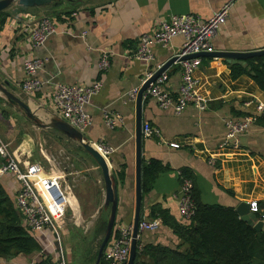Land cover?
I'll list each match as a JSON object with an SVG mask.
<instances>
[{
    "label": "crops",
    "instance_id": "1",
    "mask_svg": "<svg viewBox=\"0 0 264 264\" xmlns=\"http://www.w3.org/2000/svg\"><path fill=\"white\" fill-rule=\"evenodd\" d=\"M225 1L85 0L83 5L71 7L63 0L52 7H9L4 11L7 16L0 26V83H7L6 88L28 106L37 124L0 99V138L7 145L9 156L21 166L26 163L38 165L45 176H50L43 167L48 158L40 142L31 140L27 129L20 132L19 125L26 128L30 125L39 132L49 133L58 144L69 140L51 128L39 127L50 125L52 121L63 122L50 100L53 85L100 83V90L84 107L89 125L83 136L90 143L102 141L113 149L107 163L113 172L123 175L121 180L114 179L117 195L115 225L132 224L135 110L134 103L123 96L140 87L148 71L162 67L172 58L183 40L176 37L165 48L152 46L153 60L148 65L132 59L130 54L136 48L138 37L149 34L160 21L171 15H192L206 21ZM25 14L47 16L54 21V34L42 47H32L24 35L21 24ZM81 33H84L83 37ZM261 50H264V0H235L224 24L210 40L208 52ZM102 52H106L109 59L105 72L97 70ZM36 58L44 60L37 73L43 84L39 93L26 96L17 88L23 80L22 63ZM229 66L222 58L199 57L194 77L198 81L197 92L206 103L202 111L188 106L176 116L170 111L159 110L150 99H141L140 123L157 129L159 137L143 139L140 136V160L156 159L168 165L170 170L158 174L150 191L140 197L139 220L148 219L149 206L158 204L178 221L176 172L181 168L191 171L202 204L234 209L239 203H255L257 215L264 216V127L252 124L238 137L237 149H218L224 136L223 119L237 118L238 114L251 115L255 102L264 104V95L248 79H230ZM164 71L167 75L165 90L174 96L180 80L178 66L172 63ZM104 110L118 115L122 124L111 130L104 128L101 119ZM210 158L214 164L209 162ZM0 187L12 201L17 184L11 174L0 176ZM96 187L98 208L102 206L103 185ZM36 189L39 193L42 191L40 185ZM69 200L75 209L74 201ZM33 237L42 250V238ZM138 243L168 248L179 244L171 231L161 225L153 232L142 233ZM43 255L50 258L51 252L46 250ZM14 258L7 264H32L38 253Z\"/></svg>",
    "mask_w": 264,
    "mask_h": 264
},
{
    "label": "built area",
    "instance_id": "2",
    "mask_svg": "<svg viewBox=\"0 0 264 264\" xmlns=\"http://www.w3.org/2000/svg\"><path fill=\"white\" fill-rule=\"evenodd\" d=\"M235 0H226L221 7L206 21H200L192 15L175 16L160 21L149 33L140 35L134 52L130 57L134 60L145 62L147 65L153 60L152 46L167 47L172 39L181 37L183 42L173 57L179 69V85L174 96L165 90L167 75L161 72L145 88L141 99H150L156 107L162 111H170L173 115H179L186 107L190 106L197 111L205 109V100L197 92L198 81L194 72L199 63L198 57L186 58L191 55L209 51L210 40L216 35L227 17L228 11ZM24 35L34 48L42 47L47 39L54 34V21L47 16L35 17L25 14L21 24ZM81 37L84 33H81ZM43 59H30L22 63L23 80L18 83L20 93L31 96L40 92L42 82L37 76L43 65ZM109 67V59L106 52H102L97 63V70L105 72ZM161 67L148 71L141 85L150 79ZM140 87H135L123 96L126 101L134 103ZM100 90V83L95 82L89 86H66L56 83L52 87L50 100L52 101L57 116L69 127L84 135L89 125V119L84 113V107L90 99ZM257 115H264V104L255 102L253 114L243 117L226 118L222 120L224 136L218 149H237L238 137L246 132L255 123ZM102 125L106 129H113L122 124V119L108 111H102ZM140 136L143 139L159 137L157 129L144 123L140 126ZM97 153L107 161L113 149L104 142L91 143ZM0 176L11 174L17 184L13 194V206L20 216L22 225L32 235H38L44 241V248L38 252V260L45 259L44 251H50L53 264H64L56 252L55 246L59 241L61 230L58 199L60 193L55 185H58L51 170L50 176H45L40 166L35 164L20 165L9 156L7 145L0 138ZM214 164L212 158L209 159ZM178 183V220L185 224L194 215V205L190 197L191 183L182 178L176 172ZM41 186L39 193L36 186ZM249 212L256 216L258 221L264 223V216L257 215L258 209L255 203L249 204ZM160 226L158 219H140L137 223V235L135 248L140 251L138 237L144 232H153ZM116 236L110 240L103 249L102 258L106 264H124L127 261L129 247L132 240V224H120L115 227Z\"/></svg>",
    "mask_w": 264,
    "mask_h": 264
},
{
    "label": "trees",
    "instance_id": "3",
    "mask_svg": "<svg viewBox=\"0 0 264 264\" xmlns=\"http://www.w3.org/2000/svg\"><path fill=\"white\" fill-rule=\"evenodd\" d=\"M61 1L57 0L49 7L56 6ZM6 16V13H0V26ZM228 72L231 80L245 77L264 95V55L248 58L243 65H230ZM239 116L245 115L238 114ZM255 123L264 127V118H257ZM169 170L168 165L156 159L140 160L141 196L150 191L158 174ZM178 172L191 183L190 197L194 215L183 224L158 204L149 206L147 218L158 219L160 225L169 229L179 244L173 248L160 245H143L140 251L135 248L133 264H264V234L255 232L239 220L231 207L202 204L191 171L181 168ZM112 173L114 179H122V173ZM177 182L179 183L178 180ZM115 227L114 221L108 242L116 236ZM40 249L39 242L22 225L13 201L0 187V256L10 255L11 252L16 253L13 258L18 255L30 256ZM95 257L96 254L94 260ZM32 264L53 263L46 257L37 259ZM98 264H106L102 256Z\"/></svg>",
    "mask_w": 264,
    "mask_h": 264
},
{
    "label": "rangeland",
    "instance_id": "4",
    "mask_svg": "<svg viewBox=\"0 0 264 264\" xmlns=\"http://www.w3.org/2000/svg\"><path fill=\"white\" fill-rule=\"evenodd\" d=\"M34 125L31 124L36 127ZM26 127L19 125L18 128L20 132L27 129L30 139L40 142L48 158L43 167L46 171L51 170L58 182L54 187L60 193L58 208L61 230L56 252L64 264H93L108 216L107 209L96 206V186H102L99 170L76 142L63 140L58 144L51 134L39 132L30 125ZM69 198L74 201L75 209L70 205V200L68 202ZM10 260H0V264H7Z\"/></svg>",
    "mask_w": 264,
    "mask_h": 264
},
{
    "label": "water",
    "instance_id": "5",
    "mask_svg": "<svg viewBox=\"0 0 264 264\" xmlns=\"http://www.w3.org/2000/svg\"><path fill=\"white\" fill-rule=\"evenodd\" d=\"M57 0H0V13L4 12L11 6H18L24 9H36L41 7H49L56 3ZM71 7H78L85 3V0H64ZM264 55V50L249 52V53H209L202 52L199 54L191 55L186 58L192 57H201V56H212L217 58H222L229 65H243L244 61L248 58L258 57ZM176 62V58H170L162 67L154 73V75L145 81L139 88L135 102V129H134V144H135V160H134V213L132 221V240L129 247V254L126 263L124 264H133L135 257V244H136V235H137V223L139 221V208H140V103L142 94L147 87V85L154 80L161 72L166 70L172 63ZM7 83H0V99L8 106H11L18 111L29 121L35 123L34 118L28 108V106L22 102L17 96H15L10 90H8ZM261 118H264V115H261ZM37 125V124H36ZM39 127L51 128L61 135L66 137L69 140L76 142L82 150L92 159L97 169L99 170L102 185H103V197H102V206L100 209H107L108 216L103 231V236L99 247L96 252V257L93 264H98L102 256L104 247L106 246L112 228L115 221L116 213V204H117V195H116V186L114 182V177L112 170L110 169L107 161H105L97 151L92 147L91 143L87 141L84 136L67 124L61 121H52L50 125H43ZM235 213L237 214L239 220L246 223L247 226L251 227L255 232H261L264 234V223L258 221L256 216L249 212V205L245 203H239L234 208ZM15 252H11L10 255L0 256L2 260H10L15 255Z\"/></svg>",
    "mask_w": 264,
    "mask_h": 264
}]
</instances>
